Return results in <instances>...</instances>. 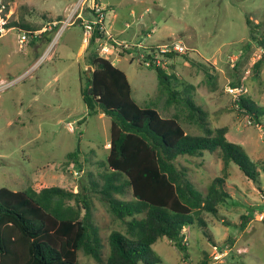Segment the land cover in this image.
<instances>
[{
    "label": "rangeland",
    "instance_id": "1",
    "mask_svg": "<svg viewBox=\"0 0 264 264\" xmlns=\"http://www.w3.org/2000/svg\"><path fill=\"white\" fill-rule=\"evenodd\" d=\"M78 1L5 0L10 23L31 25L47 32L49 39L44 40L39 53L33 50L37 41L20 44L18 30L0 39V189L19 192L30 186L37 191L61 187L78 192L87 187L85 194L93 200L92 220L99 228L106 258L109 235L123 226L113 221L107 207L90 190V181H101L98 175L105 170L95 163L109 154L111 119L90 114L83 101L81 89L90 67L86 52L85 60L78 56L84 29L78 20L63 27ZM162 4L171 8L175 18L161 14L159 26L166 16L173 35L179 38L173 41L184 43L189 51L172 57L159 49L148 53L157 54L158 66L177 76V80L172 78V87L208 113L212 129H229L227 139L245 149L258 176L254 182L238 167L229 168L226 187L232 199L219 206L217 216L205 215L209 235L197 222L184 230L188 257L169 240L154 245L152 253L162 259L161 264H264V116L258 126L234 104L239 96H245L264 109V62L257 71L253 68L264 59V48L250 38L246 22L248 18L264 22V0H162ZM117 25L118 29L125 27L122 22ZM131 27L129 34L111 43L117 50L107 59L126 74L133 99L141 108H154L171 117L174 104L166 106L167 96L161 91L156 69L145 65L144 51L138 39L132 40ZM158 35L153 41L163 40ZM260 37L264 38V27L257 29ZM100 44L97 49L102 53ZM233 83L243 85L239 95L227 92ZM182 124L188 133H201L185 118ZM78 149L82 151V168L67 159ZM180 164L190 169L192 182L204 193L216 177L223 176V162L215 155L181 158ZM79 261L97 264L82 253Z\"/></svg>",
    "mask_w": 264,
    "mask_h": 264
},
{
    "label": "trees",
    "instance_id": "2",
    "mask_svg": "<svg viewBox=\"0 0 264 264\" xmlns=\"http://www.w3.org/2000/svg\"><path fill=\"white\" fill-rule=\"evenodd\" d=\"M246 22L250 38L264 48V38H257V29L264 27V22L254 23L249 18ZM10 26L36 31L19 22ZM102 39L104 33L96 30L89 41L86 63L93 72L84 77L86 85L81 89L89 113L111 119L109 154L106 160L95 163L105 170L98 175L101 181H90V190L123 228L109 235L110 251L105 258L99 228L92 220L93 200L85 194L87 187L78 192L61 187L37 191L30 186L19 192L1 188L0 264H81V253L97 264H161L162 259L152 253L160 241L169 240L186 254L184 230L188 226L197 222L209 235L205 215L217 216L219 206L232 199L226 187L231 166L256 181L255 164L245 149L227 139L226 126L212 129L208 113L172 87L176 75L152 65L167 96L166 106L174 104V115L164 117L154 108H141L133 99L126 74L97 49ZM263 62L258 61L254 70ZM238 85L233 83L232 87ZM234 104L260 126L262 107L245 96H239ZM182 118L201 133H188ZM81 152H71L67 159L82 168ZM207 155L222 160L223 176L216 177L204 193L192 182L190 169L183 167L180 159H204Z\"/></svg>",
    "mask_w": 264,
    "mask_h": 264
},
{
    "label": "crops",
    "instance_id": "3",
    "mask_svg": "<svg viewBox=\"0 0 264 264\" xmlns=\"http://www.w3.org/2000/svg\"><path fill=\"white\" fill-rule=\"evenodd\" d=\"M98 2L101 3V5L105 8L104 37L106 38V40H110L108 53H101V55L105 58L113 54L114 50H117L116 47L112 44H116V41H119V39H121L120 37H122L124 34H129L127 29L131 26H134V30H132V27L130 28V30H132V40L138 39L140 41L138 46H142V51H144V55L142 54V57L145 55H149V49L160 50L162 46L167 45L166 43L174 42L173 40L179 39L176 38L177 36L173 35L174 31H171L172 28L168 26V23L165 20L166 16H170L171 18L175 17L171 11V8L162 4V0H98ZM161 14L166 15L163 17L164 27L159 26L161 22ZM85 16L89 17V15ZM108 18L110 19V21L108 20ZM249 19L251 20V18ZM120 22L124 23L125 27L123 29L117 28V24ZM254 23L260 22L255 20ZM108 24L110 27H108ZM184 25H186V23ZM14 28L18 30V27L14 26ZM46 30L47 29H45V32ZM30 32L38 33L33 41L34 43L35 41H37V44L33 43V50H35L36 53H39L41 47H43V45H45L46 43L44 42V40L48 41L49 37L46 36L47 32L44 34L42 33V30ZM156 35L162 36L164 41L158 38H156L157 40L153 41V38ZM145 40H149L150 42L148 44H144ZM180 40L183 41L181 37ZM123 41L124 40H121V42ZM87 47V42L84 41V44H82L78 50V56L83 57L84 60ZM152 56H155L159 61L157 54ZM112 63L115 65L116 62L113 61ZM85 68H87V66ZM101 115L105 116L103 114ZM108 146L106 149L109 150L110 141Z\"/></svg>",
    "mask_w": 264,
    "mask_h": 264
},
{
    "label": "built area",
    "instance_id": "4",
    "mask_svg": "<svg viewBox=\"0 0 264 264\" xmlns=\"http://www.w3.org/2000/svg\"><path fill=\"white\" fill-rule=\"evenodd\" d=\"M8 13L9 12H7V4L5 0H0V38H2L5 34L9 33L12 30H17L16 28L10 26ZM72 14L71 17L63 21V27L73 25L75 23V20L80 21L84 29L85 42L90 41L96 30H99L102 33L105 32V8L101 5V3L98 2V0H79L74 7ZM85 15H89V17H86ZM18 31H20L19 42L22 45L30 43L31 40L34 39L36 35H38V33H31L19 29ZM100 42V47L102 49L101 52L108 53L110 40H106V38L104 37V39H102ZM188 51L189 49L182 42H173L160 48V53L163 54L176 53L177 55H181L187 53ZM149 55L151 56L153 54L149 53ZM143 57V59L146 60L145 65L148 67H152L153 64L158 65L159 63L158 59L155 56L147 57L148 59H146L145 56ZM243 88V85L238 87H229L227 89V92L231 93L232 95H239L243 91ZM216 258H220V255Z\"/></svg>",
    "mask_w": 264,
    "mask_h": 264
},
{
    "label": "water",
    "instance_id": "5",
    "mask_svg": "<svg viewBox=\"0 0 264 264\" xmlns=\"http://www.w3.org/2000/svg\"><path fill=\"white\" fill-rule=\"evenodd\" d=\"M88 76H90V72H91V67H88Z\"/></svg>",
    "mask_w": 264,
    "mask_h": 264
}]
</instances>
